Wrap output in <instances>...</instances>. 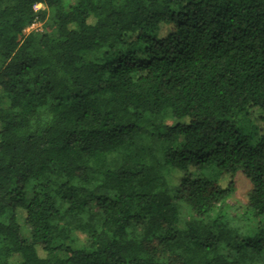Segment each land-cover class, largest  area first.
I'll return each instance as SVG.
<instances>
[{
  "label": "trees",
  "instance_id": "trees-1",
  "mask_svg": "<svg viewBox=\"0 0 264 264\" xmlns=\"http://www.w3.org/2000/svg\"><path fill=\"white\" fill-rule=\"evenodd\" d=\"M84 213L87 240L60 243ZM263 254L264 0H0V264Z\"/></svg>",
  "mask_w": 264,
  "mask_h": 264
},
{
  "label": "rangeland",
  "instance_id": "rangeland-1",
  "mask_svg": "<svg viewBox=\"0 0 264 264\" xmlns=\"http://www.w3.org/2000/svg\"><path fill=\"white\" fill-rule=\"evenodd\" d=\"M35 10H41V11H45V19H47L48 17V11L46 10V8L43 5H36ZM44 23L45 22H36L33 23L32 25H30L29 27L30 30L24 32L25 34L28 33H40L43 28H44ZM255 125L259 126L258 123H256ZM242 129L244 132L249 133V135L251 137H253V140H255L257 138V133L256 130L254 128V126L252 124H250L248 121H244L242 124ZM32 186L31 184L27 185L25 187L26 190V196L27 198H29L31 196L30 192ZM233 188H234V192L232 193V195L230 196V198L227 200V205H228V216L233 218L234 220H237L239 222H236L234 224L236 225H242L243 222H241V217L244 213V207L246 205V200H247V196L251 191V184L250 182L243 176V174L241 172L236 173V175L233 177ZM94 211V210H91ZM20 214L16 215V219H17V223L19 224L20 228H21V234L24 238H28V231L24 226V220H23V213L21 211H19ZM90 219V214L89 213H84L82 216L80 217H76L74 218L73 222H71L70 220H68L67 222L71 224H68L66 226V232H65V237L63 238V241L60 242L64 245H71L74 247H80L86 240H87V236H88V221ZM65 223V221L63 222ZM41 257H44L45 255L42 253H39ZM263 263H264V254H263ZM50 260H54L55 256L54 254L50 255ZM10 262H15V258H12L9 260Z\"/></svg>",
  "mask_w": 264,
  "mask_h": 264
},
{
  "label": "built area",
  "instance_id": "built-area-1",
  "mask_svg": "<svg viewBox=\"0 0 264 264\" xmlns=\"http://www.w3.org/2000/svg\"><path fill=\"white\" fill-rule=\"evenodd\" d=\"M30 28H31V27H28V28H27V31H29V30H30Z\"/></svg>",
  "mask_w": 264,
  "mask_h": 264
}]
</instances>
